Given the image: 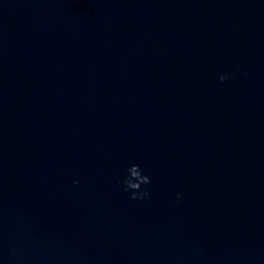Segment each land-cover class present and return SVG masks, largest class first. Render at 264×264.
<instances>
[{"label": "water", "instance_id": "95a60500", "mask_svg": "<svg viewBox=\"0 0 264 264\" xmlns=\"http://www.w3.org/2000/svg\"><path fill=\"white\" fill-rule=\"evenodd\" d=\"M0 264H264V0H0Z\"/></svg>", "mask_w": 264, "mask_h": 264}, {"label": "clouds", "instance_id": "9594fccd", "mask_svg": "<svg viewBox=\"0 0 264 264\" xmlns=\"http://www.w3.org/2000/svg\"><path fill=\"white\" fill-rule=\"evenodd\" d=\"M247 75V73H245ZM227 74H221L219 76V81L221 83L225 82L228 79ZM128 175L122 180V184L124 185L123 190L125 192L131 191L130 198L133 200L143 199L150 196V193L146 188L142 189V185H148L151 183V179L149 176L143 174V170L140 168L138 164H133L127 169ZM74 183H79V181H74ZM180 194H177V200L179 201Z\"/></svg>", "mask_w": 264, "mask_h": 264}]
</instances>
